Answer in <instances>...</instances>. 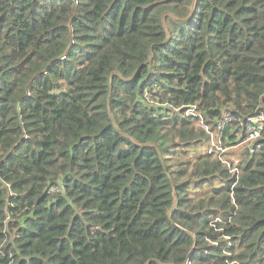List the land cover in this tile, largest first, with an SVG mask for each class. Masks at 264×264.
Returning <instances> with one entry per match:
<instances>
[{
    "label": "trees",
    "instance_id": "obj_1",
    "mask_svg": "<svg viewBox=\"0 0 264 264\" xmlns=\"http://www.w3.org/2000/svg\"><path fill=\"white\" fill-rule=\"evenodd\" d=\"M0 264H264V0H0Z\"/></svg>",
    "mask_w": 264,
    "mask_h": 264
},
{
    "label": "built area",
    "instance_id": "obj_2",
    "mask_svg": "<svg viewBox=\"0 0 264 264\" xmlns=\"http://www.w3.org/2000/svg\"><path fill=\"white\" fill-rule=\"evenodd\" d=\"M230 120H231L230 114L228 112H224L222 114L221 120L218 121V124H217L218 125V129H223L224 126L228 122H230ZM252 121L254 123L259 124L261 122V118H257V119L252 120ZM258 137H259L258 132H252V131L248 130V138L246 140V143H248L247 150H248L249 155H253V154H255L256 152H258L260 150V146L259 145H253L252 144L254 141H256V139ZM213 138H214V135L211 134L210 143L208 144V148H207L208 153H216V152L220 151V148H218L217 145L214 144Z\"/></svg>",
    "mask_w": 264,
    "mask_h": 264
},
{
    "label": "rangeland",
    "instance_id": "obj_3",
    "mask_svg": "<svg viewBox=\"0 0 264 264\" xmlns=\"http://www.w3.org/2000/svg\"><path fill=\"white\" fill-rule=\"evenodd\" d=\"M214 138H213V142L214 144H216L218 146L217 143V134L213 133ZM248 144L247 143H240L231 147H227L225 150V154H224V159L225 160H231L234 163H238L242 161V158L244 160V152H245V148Z\"/></svg>",
    "mask_w": 264,
    "mask_h": 264
}]
</instances>
